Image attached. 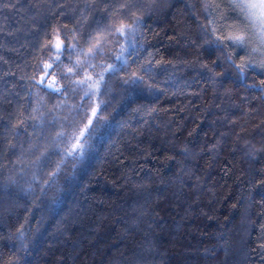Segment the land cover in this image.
<instances>
[{
  "label": "trees",
  "instance_id": "obj_1",
  "mask_svg": "<svg viewBox=\"0 0 264 264\" xmlns=\"http://www.w3.org/2000/svg\"><path fill=\"white\" fill-rule=\"evenodd\" d=\"M11 3L16 8L0 6L5 118L29 92L33 99L44 95L33 85L49 56L45 35L57 26L72 29L83 9V0ZM145 4L139 31L121 41L132 53H124V70L106 74V87L91 99L81 100L82 90L62 98L79 109L52 113L79 121L67 136L99 105L103 119L85 139L83 155L66 156L62 143L47 166L31 165V154L23 164L11 154L0 161L5 264H264V70L241 76L210 50L200 28L202 0ZM109 47L99 63L119 65L120 44ZM149 60L145 75L141 65ZM136 72L142 83H124ZM44 101L49 108L59 103L54 96ZM61 124L67 126L53 122L48 140L47 132L29 133L50 145L65 130ZM10 176L16 183H7ZM25 221L21 250L9 237Z\"/></svg>",
  "mask_w": 264,
  "mask_h": 264
},
{
  "label": "snow or ice",
  "instance_id": "obj_2",
  "mask_svg": "<svg viewBox=\"0 0 264 264\" xmlns=\"http://www.w3.org/2000/svg\"><path fill=\"white\" fill-rule=\"evenodd\" d=\"M202 4L206 22L201 24L200 28L205 37L204 42L210 50L219 52L220 59L241 76L249 69L264 70V0H202ZM0 6L16 8V4L11 3V0H0ZM145 10V0H83V9L72 29H68L67 25L57 26L52 28L50 35H45L42 47L48 50L49 56L47 60L42 58V74L33 85L38 86L44 95L38 93L33 99V94L29 92L22 98L23 102H18L16 108L8 113L7 118L0 115V161L5 159L7 154H11L16 157L18 163L23 164V157L31 154L35 156L30 162L31 165L47 166L51 162L53 151L62 143L67 144L64 149L66 156L83 155L85 139L95 132L99 120L103 119L97 113L99 105L91 109V116L83 128L72 131L67 136V128H76L79 121L70 116L58 118L52 113L63 107H68L70 112L79 109L80 105L69 106L62 98L82 90L83 96L80 99H91L92 96L100 94L106 74L124 70L128 63L124 53L127 52L129 56L132 53L128 52V47L121 44V41L128 42L129 37L139 31ZM230 13L235 15L230 16ZM60 14L62 13H57ZM113 44H120V55L115 56L120 64L99 63L104 60L106 54L112 53L109 45ZM3 47L4 45L0 44V48ZM0 60H3L2 56ZM151 63L149 60L141 65L145 75L151 72ZM204 67L208 68L207 65ZM98 68L101 70L97 71ZM61 80L67 83H58ZM143 81L144 76L136 72L128 76L124 83L134 85ZM260 86L264 88V80L260 81ZM44 96L57 97L59 103L49 108ZM76 114L79 115V112ZM47 116H52V119L48 120ZM58 119L66 121L67 126L61 124V128L65 130L56 131L50 145L41 144L39 135L34 138L29 133V129L32 133L47 132L43 139L48 140L51 136L50 128ZM68 140L71 142L68 143ZM37 153L39 155H36ZM63 162H57L56 170L49 173V180L57 175ZM0 167L3 165L0 164ZM33 179H36L35 173ZM48 182L44 181L45 184ZM7 183L14 184L16 181L10 176ZM43 191L41 188V192ZM26 224L27 221L19 225L9 237L20 242L21 250L26 247V234L29 232ZM0 239L3 237L0 236ZM0 264H5L2 253ZM7 264H18V260L9 259Z\"/></svg>",
  "mask_w": 264,
  "mask_h": 264
}]
</instances>
